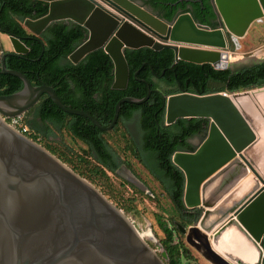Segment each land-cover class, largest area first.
Segmentation results:
<instances>
[{"label": "water", "instance_id": "1", "mask_svg": "<svg viewBox=\"0 0 264 264\" xmlns=\"http://www.w3.org/2000/svg\"><path fill=\"white\" fill-rule=\"evenodd\" d=\"M42 17L23 26L40 35L56 21L86 29V38L68 56L73 63L102 48L113 63L112 88H125L129 68L125 48L173 49L175 60L226 68L229 39L243 38L264 17V0H210L219 25L196 22L189 12L166 21L136 0H42ZM12 49L0 56L1 72L19 77L23 87L0 94V264H166L165 249L140 236L125 213L92 183L40 143L3 121L25 114L46 94L66 113L87 117L98 129L114 127L120 104H140L124 96L109 125L81 109L63 105L51 85H33L21 71L7 69L6 54L23 55L22 38L8 34ZM164 123L203 117L209 123L193 151H176L172 162L183 172V203L200 211L195 222L179 225L186 242L211 264H263L264 248V85L230 93L166 95ZM142 191L147 186L122 165L116 170ZM150 229V228H149Z\"/></svg>", "mask_w": 264, "mask_h": 264}, {"label": "trees", "instance_id": "2", "mask_svg": "<svg viewBox=\"0 0 264 264\" xmlns=\"http://www.w3.org/2000/svg\"><path fill=\"white\" fill-rule=\"evenodd\" d=\"M175 1L143 2L163 20H172L177 9H180L182 12H190L194 20L202 24L211 28L217 27L218 22L208 0L202 2L209 10L210 19H203L185 5H178L170 10L171 3ZM47 10L48 4L42 0H0V31L22 38L28 47L26 54L5 55L4 63L7 69L23 72L33 85L44 83L53 86L64 106L88 112L103 126L112 121L115 104L120 98H142L146 95L148 87L151 93L143 103L120 104L117 121L110 129L116 133L121 132V139L125 142L120 149L106 139L104 131L98 129L87 117L64 112L46 94L25 113L26 124L41 137L42 144L50 152L91 183L97 184L104 180V183L111 186L108 172L116 175L117 167L124 161L129 162L125 156H131L158 182L170 199L178 218L174 220L173 217L168 218L162 213L154 214L156 225L163 234L159 241L168 257L166 264H197L182 239L178 226L195 222L200 211L185 207L184 174L172 162V155L178 150L193 151L196 146L190 143L188 138L205 132L209 119L184 117L165 125L164 97L181 91L208 94L263 86L264 60L238 69H218L210 63L175 60L173 49L168 47L160 50L147 46L125 48L124 56L129 68L128 82L125 88H112L113 63L102 48L89 52L77 63L68 58L86 38L87 32L82 25L56 21L49 24L40 35L26 30L23 26L24 19L42 17ZM159 82L165 84V91L160 90ZM22 87L23 82L19 77L3 73L0 68V94L13 93ZM134 113H138L137 123L142 133L139 142L127 138L124 131L126 121ZM62 131H67L80 140L86 146L85 149L80 153L74 152L64 144L62 137L59 142L64 144L63 148L52 146L57 133L61 134ZM30 136L36 138L33 134ZM123 182L134 191L153 198V191L149 187L147 188L151 193L143 192L126 180ZM123 206L131 209L125 204ZM262 246L264 248V237Z\"/></svg>", "mask_w": 264, "mask_h": 264}, {"label": "rangeland", "instance_id": "3", "mask_svg": "<svg viewBox=\"0 0 264 264\" xmlns=\"http://www.w3.org/2000/svg\"><path fill=\"white\" fill-rule=\"evenodd\" d=\"M239 41L242 45L240 49L233 48L231 46V43H229L228 54L229 56H231V59L229 58V61L227 63L228 67L232 69H238L246 65H251L253 63L263 61L264 60V19L253 22L250 28L248 29L246 35L243 38H240ZM261 44L262 46H260ZM2 47L12 49V45L8 34L0 31V48ZM256 47H260V48L254 50ZM160 88L161 90L165 89L163 85H161ZM104 136L106 139L111 141L113 145L119 146L118 147L119 149L122 148L125 142L124 139H121L122 138L121 132L116 133L115 131L107 130L104 131ZM61 137L63 139L62 141H64V144L68 145L71 149H73L74 152L80 153L86 147L80 140L71 136V134H69L67 131H62L61 134L57 133V136L55 137V142H53L51 145L52 146L56 145V147L59 149L63 148L64 144L59 142ZM117 141H119V143ZM40 144L44 146L42 142ZM122 155L125 154L122 153ZM55 156L58 157L57 155ZM125 159L129 161L128 163L130 167H132L133 171H135L137 175L141 179H143L147 183V185H149V189L153 191V194H151L153 195L151 196L153 198H149L145 194H141L137 191H134L128 184H125L123 182V180L125 179H123L118 173H116L115 175L113 173L108 172L111 186H108L107 183H104L103 182L104 180H101L102 181L101 183L99 182L97 184L96 183H92V184L99 191H101L102 194H104L113 204H115L118 208H120L125 213L126 216L130 218V220L139 230V233L143 237V239L147 240L148 244L158 254H160V249H158L152 241L147 239V236H150L151 234L157 237L158 240L159 238L163 237L162 232L158 229L156 225L154 214L156 212L162 213L166 215L168 218L173 217L174 220H178L177 215L174 211V207L170 199L163 192L158 182H156L148 174V172L140 164H138L131 156L129 155L125 156ZM64 163L68 165L66 162ZM68 166L70 167V165ZM123 204L130 206L131 209H127L125 206H123ZM180 234L182 239L186 242L185 234L182 232H180ZM176 237H178V234H176ZM186 245L188 246L192 256L195 258L197 264H211L187 242Z\"/></svg>", "mask_w": 264, "mask_h": 264}, {"label": "flooded vegetation", "instance_id": "4", "mask_svg": "<svg viewBox=\"0 0 264 264\" xmlns=\"http://www.w3.org/2000/svg\"><path fill=\"white\" fill-rule=\"evenodd\" d=\"M140 3H142L144 6H146L148 9H150L152 11V9L145 5L144 4V0H136ZM208 3L209 5L211 6L212 10H213V7L210 3V0H208ZM167 5V4H166ZM178 5H185L186 8L190 9L191 11H195L196 14H198L200 17H202L203 19H210V15H209V10L207 9V7L203 6V2L202 0H176L175 2H172L171 3V6H170V10L173 8V7H177ZM199 7L198 9H195V7ZM153 12V11H152ZM214 12V10H213ZM180 13H183L180 9H177V13H176V16ZM190 13V12H189ZM215 13V12H214ZM156 14V13H155ZM191 14V13H190ZM175 16V17H176ZM216 16V15H215ZM174 17V18H175ZM173 18V19H174ZM172 19V20H173ZM194 19V18H193ZM216 20L218 22V25H219V18L216 16ZM171 21V20H169ZM196 21V20H195ZM66 22V21H65ZM198 22V21H196ZM68 23H71V21H68ZM200 23V22H199ZM202 24V23H201ZM202 25H205V24H202ZM217 25V26H218ZM208 26V25H207ZM229 43H231V46L233 48H236V49H240L241 48V43L238 40H235V41H232L231 39H229ZM218 69H222V68H218ZM163 85L165 87L164 90H161L160 86ZM159 88L161 91H165L167 89V87L165 86V84L163 82H159ZM137 120H138V113H134L130 119H128L125 123V128H124V131H125V134L127 136V138H131L132 140L136 141V142H139L142 138V133H141V130L139 129L138 127V123H137ZM38 121V119H37ZM41 127H44V125H41ZM203 138V133H200L194 137H190L188 138V141L190 143H192L193 145L196 146V142L198 140H201ZM178 151H188V150H178ZM176 152V151H175ZM122 165H125L128 169H130L134 174L135 176H137L147 187H149V185H147V183L141 179L137 173L135 171H133L132 167H130V165H128V163L126 161H124V163L120 164L118 168H120ZM146 192V191H145ZM148 193V192H147Z\"/></svg>", "mask_w": 264, "mask_h": 264}, {"label": "built area", "instance_id": "5", "mask_svg": "<svg viewBox=\"0 0 264 264\" xmlns=\"http://www.w3.org/2000/svg\"><path fill=\"white\" fill-rule=\"evenodd\" d=\"M98 3L104 5L105 7L109 8L110 10H113V8L108 5L105 1L103 0H96ZM223 95L229 96L230 93L232 92H227V91H221ZM2 119L4 122H6L10 127L20 131L22 134L27 135L31 139L35 140L38 143H41V137L33 130L31 129L25 122V114H20L14 117H7L2 115ZM33 134L36 136V138H32L30 135Z\"/></svg>", "mask_w": 264, "mask_h": 264}, {"label": "crops", "instance_id": "6", "mask_svg": "<svg viewBox=\"0 0 264 264\" xmlns=\"http://www.w3.org/2000/svg\"><path fill=\"white\" fill-rule=\"evenodd\" d=\"M262 19H264V17L262 18ZM261 19V20H262ZM260 46H262V44L260 45ZM260 47H256L254 50H256V49H259ZM11 49H9V48H0V56H1V54L4 52V51H10Z\"/></svg>", "mask_w": 264, "mask_h": 264}, {"label": "bare ground", "instance_id": "7", "mask_svg": "<svg viewBox=\"0 0 264 264\" xmlns=\"http://www.w3.org/2000/svg\"><path fill=\"white\" fill-rule=\"evenodd\" d=\"M229 58L231 59V56H229L226 60L225 59H223V60H221V61H223V63H228V61H229ZM141 236V235H140ZM151 236V235H150ZM142 237V236H141ZM143 238V237H142Z\"/></svg>", "mask_w": 264, "mask_h": 264}]
</instances>
